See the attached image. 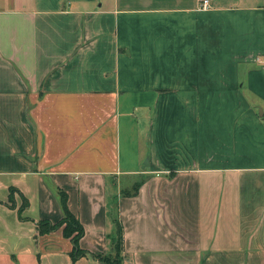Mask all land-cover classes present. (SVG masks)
<instances>
[{"label": "crops", "instance_id": "crops-1", "mask_svg": "<svg viewBox=\"0 0 264 264\" xmlns=\"http://www.w3.org/2000/svg\"><path fill=\"white\" fill-rule=\"evenodd\" d=\"M202 2L0 0V264H103L59 190L90 253L264 264V0Z\"/></svg>", "mask_w": 264, "mask_h": 264}, {"label": "trees", "instance_id": "trees-1", "mask_svg": "<svg viewBox=\"0 0 264 264\" xmlns=\"http://www.w3.org/2000/svg\"><path fill=\"white\" fill-rule=\"evenodd\" d=\"M137 190V188H136ZM60 206L62 209V217L51 222L47 219L39 220L37 223V230L39 234L48 233L57 229H61L63 236L70 239L72 243L71 258L73 260L78 259L82 256H91L103 264H123V227L121 224L117 223V237L115 240V255H104L90 253L80 247L79 241L84 234L83 226L81 225L78 217L73 214L67 205V194L63 190L58 191ZM22 206H27V200L23 197Z\"/></svg>", "mask_w": 264, "mask_h": 264}, {"label": "built area", "instance_id": "built-area-1", "mask_svg": "<svg viewBox=\"0 0 264 264\" xmlns=\"http://www.w3.org/2000/svg\"><path fill=\"white\" fill-rule=\"evenodd\" d=\"M201 7H202L203 9H208V8H210V7H211V4H210L209 0H203V2H202V4H201Z\"/></svg>", "mask_w": 264, "mask_h": 264}]
</instances>
